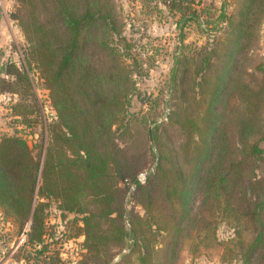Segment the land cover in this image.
<instances>
[{
    "label": "trees",
    "instance_id": "trees-1",
    "mask_svg": "<svg viewBox=\"0 0 264 264\" xmlns=\"http://www.w3.org/2000/svg\"><path fill=\"white\" fill-rule=\"evenodd\" d=\"M256 1L263 0H250L244 7L250 9ZM109 2L52 0L51 20L39 24L38 20L21 21L57 119L49 133H43L38 155L20 135L0 139L3 219L21 229L28 224L27 241L36 246L32 264L63 262L59 250L44 258L37 253L48 241L61 242L58 234L48 237L44 206L51 199L60 201L57 207L62 211L81 214L84 251L78 264H175L186 247L193 255L216 251L222 261L264 264L260 90L247 87L231 116L225 99L238 81L232 71L251 37L250 25H244L242 18L246 13L242 11L241 21L233 28L224 69L213 81L201 112L182 114L200 99L193 90L188 103L176 102L166 121L146 125L140 134V143L156 158L154 170L141 182L138 173L146 166L145 148L129 157L113 141L112 126L129 128L134 118L127 110L134 81L119 50V38H115L119 36L117 19ZM182 12L183 21L193 16ZM88 44L100 46L104 52L99 69L90 61ZM181 58H176V64ZM203 63L209 64L206 56ZM203 71L199 79H192L194 85L206 81ZM21 73L29 81L26 70ZM74 90L83 99H75ZM170 125L184 130L183 140L176 145L166 144L159 132ZM57 145L63 151L58 158ZM129 189L143 205L146 217L137 211L128 213L127 228L123 198ZM159 205L163 208L157 209ZM220 221L233 226V236L218 238ZM142 223L146 228L138 229ZM158 236L165 238L164 244L155 243ZM119 253V259L112 262Z\"/></svg>",
    "mask_w": 264,
    "mask_h": 264
},
{
    "label": "rangeland",
    "instance_id": "rangeland-1",
    "mask_svg": "<svg viewBox=\"0 0 264 264\" xmlns=\"http://www.w3.org/2000/svg\"><path fill=\"white\" fill-rule=\"evenodd\" d=\"M51 1L0 0V139L4 135H20L36 155L41 137L43 133H49L51 123L57 119V112L21 21L38 20L39 24L51 20ZM246 3H250V0H110L119 33L115 38H119V50L129 64L134 81V87L129 89L127 95V110L129 116L134 113V118L129 128L121 130L118 124L112 126L115 130L113 141L124 148L129 157L138 149L145 148L146 166L138 173L139 181H145L156 164L150 149L140 143V134L146 125L166 121L176 102L188 103L193 90L198 91L200 99H196L182 114L201 112L213 81L224 69L222 63L233 41V28L241 21L243 10L246 13L242 17L244 25H250L251 37L247 38V47L238 56V66L232 71L233 75L236 73L238 76V81L225 95L228 115L235 114L236 106L245 97L244 91L250 87L260 90L258 114L264 119V0L252 3L250 9L244 7ZM182 11L193 16L183 21ZM87 50L90 61L98 69L101 68L104 52L100 46L88 44ZM204 56L209 64L203 63ZM177 57L182 58L176 64ZM204 68L206 73L202 70ZM23 70H26L29 81L22 77ZM202 71L206 81L202 85H194L192 79H199ZM74 92L75 99H83L81 92ZM181 129L170 125L159 129V132L166 144L176 145L184 138V130ZM57 150L58 158L63 151L58 145ZM152 150L157 153L154 145ZM87 194L84 192L83 195ZM137 199L130 189L126 192L123 198L125 218L132 211L146 217V211ZM198 202L199 198H196V205ZM58 204V199H51L44 206V211L47 210L48 237L58 234L61 242L58 243L60 240L57 239L48 241L46 247L37 244L42 248L37 253L44 258V255L59 250L63 257L61 264H78L83 253L81 251H84L81 214L62 211ZM160 208L163 205L157 209ZM166 208L167 205L163 210ZM1 210L3 207H0V264H32L36 246L27 241L29 222H26L24 229L17 223L9 224L3 219ZM125 223L129 228L127 218ZM142 228H146L145 223L138 225V229ZM233 233V226L224 221L218 223L216 234L219 239L225 240ZM155 243L164 244L165 238L155 237ZM186 249L180 251L175 264H236L232 260L222 261L216 251L193 255ZM119 257L120 253L115 255L112 262Z\"/></svg>",
    "mask_w": 264,
    "mask_h": 264
}]
</instances>
